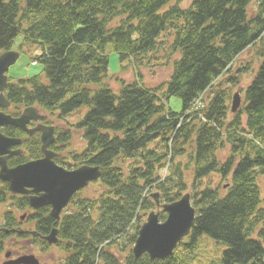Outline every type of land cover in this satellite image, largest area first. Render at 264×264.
I'll return each mask as SVG.
<instances>
[{"label": "trees", "instance_id": "16d2710c", "mask_svg": "<svg viewBox=\"0 0 264 264\" xmlns=\"http://www.w3.org/2000/svg\"><path fill=\"white\" fill-rule=\"evenodd\" d=\"M174 1L0 0V54L22 34L26 44L42 48L38 60L48 79L9 78L5 95L16 112L3 111L19 116L21 107L38 105L67 121L87 107L74 126L59 128L50 149L67 169L98 166L102 174L96 182L106 187L94 197L84 198L80 191L70 202L73 211L65 213L68 206L60 221L51 217L50 207L35 211L26 221L35 222V233L13 230L19 219L6 212L0 252L17 235L44 251L59 247L66 253L63 264H192L207 235L227 246L221 264H264V208L257 183L264 177V0H257L253 13L254 0H193L187 8ZM169 29L181 57L163 93L138 80L122 81L115 92L106 82L109 50L122 63L141 59L157 49ZM251 46L260 49L262 62L245 89L243 107L232 114L230 90L215 83ZM237 79L232 76L226 84ZM207 92L208 103L195 109ZM174 96L183 102L180 113L167 104ZM75 129L83 133L82 152L68 150ZM2 132L24 143L23 154L10 158V166L43 156L39 132L27 136L14 126ZM214 173L231 181L224 195L219 188H198ZM189 177L196 210L190 235L166 259L148 254L136 259L141 218L156 208L153 191L161 202H175L186 193ZM7 200L25 210L29 196L12 194L0 180V204ZM166 218L161 211L160 220ZM55 227L59 242L50 245L44 237ZM18 245L26 250V243L18 241L14 248Z\"/></svg>", "mask_w": 264, "mask_h": 264}, {"label": "water", "instance_id": "95a60500", "mask_svg": "<svg viewBox=\"0 0 264 264\" xmlns=\"http://www.w3.org/2000/svg\"><path fill=\"white\" fill-rule=\"evenodd\" d=\"M21 53L8 50L0 54V180L9 184L14 195L29 196V205L34 210L50 207V215L57 221L61 220L62 212L68 207L72 198L83 189L101 178L98 166L83 165L69 170L58 165L54 157L56 153L50 146L56 141L55 127L38 124L29 128L31 122L46 121L47 115L40 113L36 106H29L19 116H13L2 109L10 108L12 103L5 95L9 83L8 72L17 63ZM242 105L240 92H236L232 101V112L236 113ZM5 126H14L29 135L40 132L41 150L43 156L20 165L10 167L8 159L22 154V150H13L21 146L23 140L6 136L2 132ZM157 210L149 213L147 221L141 226L138 238L133 247L136 259L148 254L151 259H166L177 249L178 244L190 235L196 210L192 205L190 193H186L179 200L162 203L160 194H152ZM264 208V207H263ZM164 211L167 218L160 221V212ZM24 218V217H23ZM59 229L55 227L44 237L50 244L59 242ZM10 253L6 254L4 264H40V260L33 254H25L10 260Z\"/></svg>", "mask_w": 264, "mask_h": 264}, {"label": "rangeland", "instance_id": "374dc122", "mask_svg": "<svg viewBox=\"0 0 264 264\" xmlns=\"http://www.w3.org/2000/svg\"><path fill=\"white\" fill-rule=\"evenodd\" d=\"M193 0H175L172 4L175 5L178 3L181 7L187 8L190 6L191 2ZM171 5V4H170ZM258 6V1L254 0L250 7H249V13H253V11L256 10ZM169 6L165 8L168 9ZM174 30L169 29L168 31L164 32L162 36L160 37V43L158 44V47L155 51L147 54L145 57L141 59H130L126 62L122 63L120 61L119 54L109 50L108 54L110 57V65H109V77L107 78V81L112 89L115 92H119L121 88V82H131L134 80H138L147 88H157L161 87V93L165 90V83L166 81H169L171 79L172 73H173V66L175 64V61H178L181 57L180 50L174 51L173 44H174ZM11 50L18 51L21 53V56L17 63L13 65L9 72L8 77L12 79L13 82H17L19 80H26L35 76H41L42 81L45 83H48V79L46 75L43 73V65L40 63L38 58L42 55L43 50L38 44H26L24 42V36L21 34L16 40ZM262 60L260 57V49L251 46L247 48L244 52H242L239 57L236 59V61L233 64V69L231 73H229L228 76L224 75L221 78H219L216 81V87L220 88L222 85H224V88H227L231 92V113L232 112V100L233 96L236 92H240L242 96V105L240 108L243 107L245 96L244 92L249 85L250 79L254 76V73L257 72ZM239 70H243V72L237 73ZM236 77L238 83L235 85H229L226 84L228 82L230 77ZM10 82V79H9ZM163 85V86H162ZM165 86V87H164ZM211 92L205 93L200 99L201 102L208 103L209 95ZM168 106L175 112L180 113L183 108V102L178 97H171L168 101ZM38 107L41 114L49 115L46 110H44L42 107L38 105H34ZM25 109V107H21L20 113ZM88 108L82 107L79 111L73 113L71 116L67 117V121H60L58 120V112H55L56 116L53 115L48 119V122L50 124H53V126L56 127L57 131L60 127L65 128L68 126H74L81 118L85 116L87 113ZM10 113H14L15 108L12 107L9 109ZM74 128V127H73ZM86 146V143L83 139V133L80 131H73V139L71 141V146L68 148V150H77L78 152H82L84 150V147ZM66 153V151H64ZM226 156V152H221L220 157L221 159H224ZM75 165V164H72ZM76 169V168H73ZM69 169V170H73ZM165 174V170L161 173ZM191 177V176H190ZM188 178V188L186 193H191L193 190L192 187V180L191 178ZM230 179L224 178L221 174L214 173L210 175L209 177L205 178L203 180V184L198 186V188L204 189L207 186H211L212 188H219L220 195H224L229 188L230 185ZM258 185L261 189V196L263 199L264 204V177L260 176L257 180ZM106 191V187L102 185V183L98 182H92L89 187L85 188L81 196L82 197H94L99 196L101 193H104ZM153 193H156V191H153ZM185 193V194H186ZM11 201L7 200L5 203L0 204V225L4 222V214L8 211H13L15 216L21 217L24 216L26 213L23 210H16L15 208H12L10 205ZM73 206L70 204L67 211L65 213H70L73 211ZM155 208L154 210H156ZM65 211V210H64ZM63 211V212H64ZM148 215H144L141 218V224L143 225L148 218ZM94 217H97V214L94 215ZM141 225V226H142ZM25 228H33V224L29 223L24 225ZM26 251L27 254H34L36 255L40 260L41 264H63L64 258L66 257V253L61 250L57 246H52L47 251H44L41 246L36 245L33 243V241L29 240L26 241ZM29 242V243H28ZM24 247L22 245H18L16 249H23ZM227 249L226 244L222 242H218L212 238H210L207 235H204L200 239V245L197 249V257L196 260L192 264H221V260L223 257L224 251ZM8 251H12V248L6 247L3 251L0 252V264H4L6 262V253Z\"/></svg>", "mask_w": 264, "mask_h": 264}, {"label": "flooded vegetation", "instance_id": "af4514ba", "mask_svg": "<svg viewBox=\"0 0 264 264\" xmlns=\"http://www.w3.org/2000/svg\"><path fill=\"white\" fill-rule=\"evenodd\" d=\"M10 108H12V105H11V107ZM10 108H7V109H10ZM21 114V113H20ZM49 116V118H50V115H48ZM40 123H42V124H46V125H53V124H49V122H48V120H46V121H40V122H31L30 124H29V128H34V127H36L38 124H40ZM56 128V127H55ZM40 133V132H39ZM41 134V133H40ZM26 135L27 136H33V135H29V134H27L26 133ZM55 135L57 136V129H56V131H55ZM23 140V139H22ZM19 149H21L22 150V154H23V152H24V143H22V145L21 146H16V147H14L13 148V150H19ZM19 156V155H18ZM14 157V156H13ZM10 158H12V157H10ZM9 158V159H10ZM9 159H8V164H9ZM10 166V165H9ZM10 167H14V166H10ZM11 192V191H10ZM13 194V193H12ZM19 195V194H18ZM21 196H25V195H21ZM12 204H13V202H11V206H12ZM12 208H15L16 210H19L18 208H16V207H12ZM23 211H25V215L24 216H21V217H17V216H15L17 219H19L16 223H15V225H14V227L12 228L13 230L15 229L16 230V232H18V231H33L34 233H35V222H31V221H29V222H26L27 221V217L28 216H30L32 213H35V211H37V210H34V209H32L31 207H30V205H29V203H28V207L27 208H25V210H23ZM5 215V214H4ZM24 217V218H23ZM21 218V219H20ZM29 223H32L33 224V228H25L24 227V225H26V224H29ZM3 226L6 228L7 226H6V224L3 222V224H1L0 225V231L3 229ZM18 241H22V243H26L25 242V240H20L18 237H17V235L16 236H14V237H12V240L9 242V243H7L6 244V246H5V248L6 247H10V248H12V251H8L7 253H10L11 254V256H10V260L11 259H17L18 257H20V256H22V255H25V254H27V253H25L26 251H21V250H23V249H16V248H14V244L16 243V242H18ZM29 243V242H28ZM6 253V254H7ZM34 255V254H33ZM6 256V255H5ZM36 256V255H35ZM37 257V256H36ZM38 258V257H37ZM39 259V258H38ZM40 260V259H39ZM40 264H41V260H40Z\"/></svg>", "mask_w": 264, "mask_h": 264}]
</instances>
